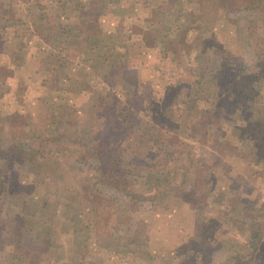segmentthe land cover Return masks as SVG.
<instances>
[{
  "label": "rangeland",
  "instance_id": "obj_1",
  "mask_svg": "<svg viewBox=\"0 0 264 264\" xmlns=\"http://www.w3.org/2000/svg\"><path fill=\"white\" fill-rule=\"evenodd\" d=\"M192 1L0 0V264H264V0Z\"/></svg>",
  "mask_w": 264,
  "mask_h": 264
},
{
  "label": "crops",
  "instance_id": "obj_2",
  "mask_svg": "<svg viewBox=\"0 0 264 264\" xmlns=\"http://www.w3.org/2000/svg\"><path fill=\"white\" fill-rule=\"evenodd\" d=\"M197 1L198 0H195V1H192V2H189V4H193V2H195L196 4H197ZM153 2V0H150V3H152ZM142 4L143 5H145L144 4V1L142 2ZM198 4H200L199 3V1H198ZM158 5H155L154 7H153V9L154 8H156ZM152 9V10H153ZM154 11H155V9H154ZM192 10H188L187 11V14H192ZM159 13V12H158ZM108 15V14H107ZM155 15V14H154ZM28 20H30V19H28ZM36 20V19H35ZM197 26L198 27H201V26H204L205 27V29H206V26H205V21L203 20V19H201V18H197ZM180 22H182V19H181V21ZM153 27V25H150L149 26V28L151 29ZM167 28V30H170V28L171 27H166ZM207 30H209V31H211V35H213L214 33H217V27H216V24L214 23L209 29H207ZM32 32L34 33V31L32 30ZM210 34H208V35H210ZM169 35H170V31H169ZM141 37V34H138L137 35V37ZM156 37H159V35L158 36H156ZM161 37V36H160ZM154 45H152L151 46V50L153 49L152 47H153ZM149 49V48H148ZM1 53H4V51H1ZM10 56H8V58H9ZM2 58V57H1ZM10 60V62H11V57L9 58ZM8 63H3V62H1L0 61V69H2V68H5L4 66H6ZM7 68H9L8 66H6ZM11 77H12V74H11ZM11 77L8 75V74H5V77L4 78H1L0 80V84H2V83H5V84H7L9 87H7V89L5 90V93L7 94V95H9L10 94V92H11V99H10V102L11 103H14V98H16L15 96H16V93L14 92L15 90H16V88H17V86H19L17 83H15V81L14 80H20V79H14L13 77H12V79H11ZM21 81V80H20ZM22 82V81H21ZM17 85V86H16ZM24 85V84H23ZM6 96V95H5ZM12 112H14V111H10V114H12ZM9 116H11V115H9ZM68 209H70L73 213H74V208L72 207V206H70V205H68V207H66V210H65V212L64 213H66L67 211H68ZM49 229V228H48ZM45 243H46V245H45ZM42 244V253L40 254V257H41V255H43L44 253H46L47 252V246H48V242H45L44 241V243H41ZM72 244H74V243H72ZM80 244H83V243H80ZM62 245H64V244H62ZM175 245H177L176 243H175ZM61 246V245H60ZM60 248V247H59ZM61 249V248H60ZM61 250H63V249H61ZM61 250H59V249H56V250H54L53 252H52V249H50L49 248V251H48V255L44 258V264H46V263H50L51 262V264H57L58 262H62L64 259H67V258H65V256L64 255H61ZM174 248H173V252H174ZM59 252L60 253V255H56L55 254V252ZM49 252H50V254L51 253H54L53 254V257H51V255H49ZM3 260V259H2ZM183 264H186V263H183Z\"/></svg>",
  "mask_w": 264,
  "mask_h": 264
},
{
  "label": "trees",
  "instance_id": "obj_3",
  "mask_svg": "<svg viewBox=\"0 0 264 264\" xmlns=\"http://www.w3.org/2000/svg\"><path fill=\"white\" fill-rule=\"evenodd\" d=\"M217 103H220V100H218ZM218 106H221V105L218 104ZM108 124H111V122H109ZM114 135H115V133H114ZM259 135H264V132H263V131H260V129H259ZM115 136H116V135H115ZM96 138H97V137H96ZM246 138H247V139H250V138L252 139L250 133H249V137L246 136ZM105 142H106V138H101V139L98 138V144H97V147L99 148V150H100L101 152L107 153V152L110 151V149H108V147L106 146Z\"/></svg>",
  "mask_w": 264,
  "mask_h": 264
}]
</instances>
